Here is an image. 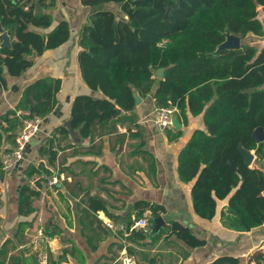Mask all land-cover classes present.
<instances>
[{"label":"trees","instance_id":"obj_1","mask_svg":"<svg viewBox=\"0 0 264 264\" xmlns=\"http://www.w3.org/2000/svg\"><path fill=\"white\" fill-rule=\"evenodd\" d=\"M82 3L91 7L116 3L127 18L119 17L114 9L102 7L92 13L91 23L82 30L83 49L79 53L82 76L92 89L101 90L105 96L81 95L73 101L71 119L81 137L93 138L97 124L103 130L122 111L134 112L136 93L141 98L151 93L155 71L163 69V78L154 93L155 107L176 105L179 109L176 116L184 122L189 114H202L206 127L193 132L178 156L181 180H194L195 212L202 218L213 219L218 200L228 199L222 211L224 224L242 232L262 226L264 170L245 164L239 145L264 158V141L257 142L253 135L257 127H264V46L242 43L240 49L222 50L218 54L215 51L225 41L227 32L242 39L250 32L264 34V24L259 18V6L264 9V0H82ZM28 4L24 0H0V21L12 40L11 47H3L0 35V87L7 85L5 71L13 77L21 76L34 64L35 56L61 46L71 37L67 21L59 22L48 33L31 29L30 25L49 28L53 15L41 9L34 13L33 8L26 9ZM164 40L167 42L162 44ZM61 85V79L44 76L27 86L17 107L0 115V145L4 140L15 145L25 119L50 115L57 105ZM56 132L69 134L68 128L62 126L40 145V154L47 155L50 163H54L58 153L54 149ZM166 133L170 140L180 134H173L168 128ZM57 144L60 146V142ZM144 153L153 158L152 153ZM25 174L32 178L51 172L43 163H31ZM39 195V189L24 184L18 195V214L33 213V199ZM87 202V207L80 210L83 234L100 210L127 227L142 218L146 210L151 212L150 223L165 211L158 203L139 201L132 218V213H111L101 198L89 196ZM27 225L28 222H20L15 234L2 243L0 264L26 263L21 252L10 257L9 253L17 248L15 238ZM117 232L130 240H145L148 234L147 230H135L128 236L122 230ZM163 234L176 235L191 248L206 243L178 221L162 227L154 240ZM64 257L50 258L47 264H63ZM254 258L258 264H264L262 252H256ZM210 264H240V259L228 255Z\"/></svg>","mask_w":264,"mask_h":264},{"label":"crops","instance_id":"obj_2","mask_svg":"<svg viewBox=\"0 0 264 264\" xmlns=\"http://www.w3.org/2000/svg\"><path fill=\"white\" fill-rule=\"evenodd\" d=\"M24 1L29 3L26 9L33 8L34 13L41 9L53 15V24L49 28L30 25L31 29L48 33L59 22L67 21L72 34L61 46L35 56L34 64L21 76L13 77L5 71L7 85L0 87L2 115L15 109L24 89L39 78L53 76L62 81L57 105L50 115L42 119L40 131L30 139L23 162L11 172L0 168V246L15 234L20 222L29 223L18 232V238H15L17 248L10 251L9 257L21 252L25 264H38L40 255L48 253L49 259L65 255L63 264H121L119 258L127 251L136 257L139 264H210L228 255L238 257L240 264H258L254 254L262 252L264 255V224L245 232L228 227L222 221V211L226 209L228 199L218 200L217 213L213 219L202 218L194 210V180H181L178 156L193 132L206 127L202 114H189L187 122L182 119L179 121L175 116L181 126L166 128L173 134H180L175 140H170L166 128L155 123L154 93L159 80L163 78V69L155 71L156 82L152 92L142 98L140 104H136L134 112L122 111L103 130L97 124L93 138H82L75 128L76 136L69 129L68 136L56 132L54 149L58 153L54 163L49 162L47 155L40 154L43 139L52 136L56 129L66 126L67 121H72L71 106L77 96H105L101 90H94L86 83L79 62V53L83 49L80 43L82 30L91 23L92 13L108 7L118 12L121 18L126 19L127 15L121 12L120 5L116 3L91 7L85 6L82 0H43L47 4L43 6L41 0ZM259 18L264 24L262 6H259ZM241 43L261 48L264 46V34L255 35L250 32L241 38ZM113 126L115 129L111 130ZM141 143L143 145L139 147ZM13 146L4 140L0 145V154L4 148ZM144 152L152 153L153 158ZM251 152L254 153L251 166L264 170V158H258L255 150ZM31 163H43L51 174H36L28 178L25 169ZM54 176L58 177V182L50 185L49 180ZM26 183L39 189L40 195L33 199L35 211L30 215H20L18 195ZM89 196L106 201L111 213H132V218L136 216L135 205L139 201L158 203L165 207V211L156 217L161 218L162 222L154 229L156 218L150 223L151 212L146 210L142 217L148 220L147 238L130 240L109 229L104 219L111 217L100 210L97 219L85 228L83 234L80 210L87 207ZM171 221L189 227L206 243L191 248L176 235L168 234L154 240L153 236ZM40 228L49 236L43 244L36 242ZM130 247L133 248L132 253L129 252ZM64 249H67L65 254Z\"/></svg>","mask_w":264,"mask_h":264},{"label":"built area","instance_id":"obj_3","mask_svg":"<svg viewBox=\"0 0 264 264\" xmlns=\"http://www.w3.org/2000/svg\"><path fill=\"white\" fill-rule=\"evenodd\" d=\"M165 42H167V40H164L162 44ZM178 111V107L173 104L156 108L154 112V121L161 128L173 127V121ZM41 121L42 118L39 116L24 120V125L15 138V145L11 148H4L2 150L1 165L3 171L11 172L20 166L25 158V150L30 139L40 131ZM57 182L58 177L56 176L49 180L50 185ZM104 222L109 229L113 231L122 230L126 236L130 235L135 230H147L146 227L148 225V220L145 217L135 220L129 227L122 223L118 224L109 218L104 219ZM48 239L49 236L45 234L44 229H38L36 242L38 244H43ZM39 260L41 264H47L49 261L48 253L41 254ZM119 260L121 264H139L136 257L132 254H129L127 251L122 253Z\"/></svg>","mask_w":264,"mask_h":264},{"label":"water","instance_id":"obj_4","mask_svg":"<svg viewBox=\"0 0 264 264\" xmlns=\"http://www.w3.org/2000/svg\"><path fill=\"white\" fill-rule=\"evenodd\" d=\"M0 35L2 37L1 46L11 47L12 42L10 39V34L8 31L4 30V27L1 23V21H0ZM241 45H242V43H241V36L240 35H234L230 32H227L225 41H223L218 46L217 50L215 51V54H218L222 50L240 49ZM141 101H142V98L140 97V95L138 93H136V104H140ZM173 124L176 127L181 126L180 123H178V120L176 118L174 119ZM66 126L73 133V135L76 136V133L74 132V127H73L71 120L66 122ZM253 135H254L257 142L264 141V127H262V126L257 127L254 130ZM239 150H240V152L244 158L245 164L251 165L253 163V160H254V153H252L250 150L244 148V146L242 144L239 145ZM161 222H162L161 218L156 219L155 224L153 225V228L157 229V227L160 226Z\"/></svg>","mask_w":264,"mask_h":264},{"label":"rangeland","instance_id":"obj_5","mask_svg":"<svg viewBox=\"0 0 264 264\" xmlns=\"http://www.w3.org/2000/svg\"><path fill=\"white\" fill-rule=\"evenodd\" d=\"M117 10V9H116ZM118 11V10H117ZM121 13V12H120ZM122 14V13H121ZM252 39H250V41H251ZM256 43L258 44V43H260L259 41H256ZM258 48H259V46H257ZM156 219H158V218H156ZM155 219V220H156ZM150 226H152V225H150Z\"/></svg>","mask_w":264,"mask_h":264}]
</instances>
